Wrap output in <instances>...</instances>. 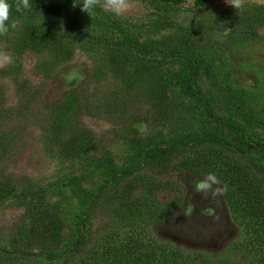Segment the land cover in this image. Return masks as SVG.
I'll use <instances>...</instances> for the list:
<instances>
[{
  "label": "rangeland",
  "instance_id": "rangeland-1",
  "mask_svg": "<svg viewBox=\"0 0 264 264\" xmlns=\"http://www.w3.org/2000/svg\"><path fill=\"white\" fill-rule=\"evenodd\" d=\"M34 1L37 0H29V8L21 6L17 10L18 0H6L11 6L9 31L0 36V53L13 58L0 68V184L6 182L9 186L0 191L3 250L9 246L7 240L14 221L24 210L19 193L28 186H40L45 191L44 200L57 203L59 208L62 241L50 251L33 246L27 249L26 256L32 264L69 262L71 242L87 230L93 233L89 235L91 243L102 231L115 232L116 239L108 241L113 250L119 248L117 239L127 234L132 238L129 244L133 242L132 256L150 250L153 258L159 260L161 250L172 263L182 258L187 264H250L255 257L262 259L264 246L253 250L249 245L240 244L246 234L224 205L223 182L202 169H169L174 162L183 160L180 157H171L164 171H153L140 157L133 158L122 138L126 135L123 130L126 122L112 120L113 113H119L118 106L125 114L133 110L127 116L130 121L127 125L132 124L138 135L163 125L147 119L146 116H151L147 114L148 104L140 86L137 90L122 88L121 84L129 80L124 77L128 71L118 75L109 70L103 72L99 66L104 62V46L112 41L136 40L149 46L168 36L177 38L186 33L196 44L188 53L200 64L197 75L202 89L200 97L215 98L214 113L232 115L231 109L227 112L219 103L223 95L209 86L210 80L216 81L223 86L224 95L240 97L264 126V2L246 0L244 11L236 12L226 0H131V10L117 15L105 12L102 7L88 14L81 7H65L55 0H39L46 2L40 6L44 11L34 12ZM45 30L58 38V46L53 41L14 46L28 33L41 38ZM178 60L169 62L176 72L185 62ZM204 66L209 68V80L202 70ZM72 90L78 94L74 96L77 104L59 109L61 99ZM173 93H164L165 99ZM99 98L115 100L114 111L94 110L84 104L85 99ZM261 126L254 128L257 138L251 133L249 136L257 150L250 146L245 153L257 165L264 166V128ZM164 128H160L162 137L156 145L177 143L172 132ZM201 128L205 130L198 123L182 126L188 131ZM80 130L84 135L91 133L88 135L92 136L95 146L77 158L61 157L56 140L77 134L82 137ZM231 132L237 133L234 128ZM226 136V144L231 146L230 136ZM207 148L219 147L216 144L193 146L191 153L194 154L187 151L186 156H199ZM86 157L95 160L86 163ZM136 165L141 168L140 177L168 178L171 189H156L148 195L142 187L135 188L133 193L141 196L143 202L137 207L138 215L120 220L95 211L87 222L83 216L87 199L102 190L111 194L119 173ZM161 211L166 215L159 222L155 216ZM139 246L141 249L137 250ZM179 260L174 264H184Z\"/></svg>",
  "mask_w": 264,
  "mask_h": 264
},
{
  "label": "trees",
  "instance_id": "trees-1",
  "mask_svg": "<svg viewBox=\"0 0 264 264\" xmlns=\"http://www.w3.org/2000/svg\"><path fill=\"white\" fill-rule=\"evenodd\" d=\"M55 3L65 7H80L83 0H55ZM44 5H46L45 1H34L32 10L34 12L44 11V7L40 8ZM34 36L28 33L22 36L21 40L15 43L14 46L25 47L34 43L44 45L50 41H53V45L58 46V38L51 32H47V30L44 31V36L41 35V38ZM112 42L109 46H104V62L99 67H102L103 72L109 70L118 75H121L122 71H128V74L124 77L129 80L127 83L121 84L122 88L129 89L133 87L137 90L140 86L143 99L148 104L147 114L151 116H146L147 119L160 122L158 125H163L161 127L170 130L172 137L175 138V141H178L175 144L156 145V142L162 137L163 129L161 130V127H155L156 129L150 133L138 135L132 124L127 125V122H130L127 116L133 113V110L125 114L118 106L120 111L118 109L117 111L120 114L113 113L112 120L115 119L123 124L126 122V128L123 129L126 135L122 138L129 153L130 151L133 153V158L140 157L145 166L151 167L153 171L156 169L164 171L167 163H170L171 157H180L183 160L174 162L171 165L172 167L167 165L169 169L175 168L178 171H180V168L183 170L202 169L205 173L219 179L224 183V205L237 225L244 228L243 232L246 234L244 235L245 238L242 237L240 240V244L243 246L249 245L253 250H256L258 246H264V166L257 165L256 161L245 153V150L249 149L250 146L257 150L249 136L251 133L256 138L258 137V134L254 132V128H257L258 125L261 126L258 122L260 118H256L248 105L237 95H224L222 92L223 86L221 87V84L216 81L210 80L209 86L216 90L218 95H223L219 103L224 106L223 110L226 109L228 112L231 109L233 111L232 115H230V112L225 116L214 113L212 102L215 98L200 97L199 92L202 89L197 83L200 64L195 58H191L188 53L190 47L193 45L196 47L190 35L183 33L177 38L176 36H168L158 44H150L149 46L128 39L126 41L119 39ZM105 44L104 42L103 45ZM191 51V54H193L194 50ZM197 58L201 60L198 56ZM178 59L185 60V62L180 71L176 72L170 68L169 62ZM202 70L209 80V68L204 66ZM166 92L175 93L165 99L164 93ZM190 94L195 95V97L187 96ZM75 95L78 97L76 91L72 90L64 96L59 103V109H65L67 105L77 104L78 100L77 97H74ZM116 103L115 100L110 98H99L93 101L85 99L84 102L94 110L102 108L107 112L108 109L114 111L113 106L116 107ZM193 123L201 124L205 130L202 128L195 131L194 129L189 131L188 129H182V126H189ZM261 127L264 128V126ZM232 128L237 133H232ZM79 132L82 133V130ZM88 134L91 135L90 132L86 135L82 133V137H78L77 134V136L65 138L62 141L56 138V144H60L61 147L59 155L64 158H77L82 152L95 146L92 136ZM226 134L230 136L231 146L226 144ZM191 143L193 144L190 148L189 144ZM208 144H216L219 148H207V151L199 156H186L193 151V146ZM187 151H189V154L186 153ZM239 156L241 160H239ZM93 160H95L94 157L84 158L86 163ZM140 170L141 168L138 165L131 170H124L119 173L115 183L116 187H114L111 194L102 190L87 199L85 211L83 212L86 221H89L95 211L101 212L103 215L117 217L120 220L138 215L137 207L139 208L143 202H141V196L139 197V195L133 193L135 188L142 187L148 195L156 189H171L172 184L168 182V178L157 180V178L144 175L140 177L138 175ZM7 186L8 183L2 182L0 191L2 188L9 189V186ZM108 190H111V188ZM19 194L21 195L19 202L23 201L24 210L14 221L12 233L8 238L9 240H7L8 248L3 250V246H0V264H32L31 260L28 259L29 257L26 256L27 249L33 246L36 249L50 251L55 249L62 241L57 203L45 201V191L40 186H28ZM165 215V212L161 211L155 218L161 222ZM92 234V231L87 230L85 234L83 233L80 237L74 238L70 244L71 258L69 262L64 260L63 264L172 263V259L167 260V256L162 254L161 250L159 260L153 258L150 250L135 252L136 254L132 256L133 242L129 244L132 238L127 234L124 235V238L117 239L119 248L116 250L110 248L108 244L109 240L116 239L113 238L117 237L115 232L106 233L102 231L96 241L91 243L89 235L92 236ZM136 249L140 250L141 246ZM248 252L250 253V251ZM261 258L257 259L255 257L254 262L250 264H264V256ZM178 260H174L172 264ZM180 262L187 264L185 258L179 260Z\"/></svg>",
  "mask_w": 264,
  "mask_h": 264
},
{
  "label": "clouds",
  "instance_id": "clouds-1",
  "mask_svg": "<svg viewBox=\"0 0 264 264\" xmlns=\"http://www.w3.org/2000/svg\"><path fill=\"white\" fill-rule=\"evenodd\" d=\"M264 2V0H262ZM236 12H242L246 6V0H226ZM29 8V0H18L17 10L20 7ZM81 10L90 14L97 7H102L105 12L122 15L133 7L131 0H83L80 4ZM11 6L6 0H0V36L6 35L9 31L7 21L10 19ZM12 56L6 53H0V68L5 67L12 62Z\"/></svg>",
  "mask_w": 264,
  "mask_h": 264
}]
</instances>
